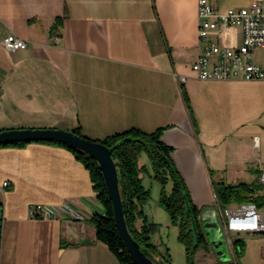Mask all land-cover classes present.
Instances as JSON below:
<instances>
[{"label": "crops", "instance_id": "1", "mask_svg": "<svg viewBox=\"0 0 264 264\" xmlns=\"http://www.w3.org/2000/svg\"><path fill=\"white\" fill-rule=\"evenodd\" d=\"M198 3L0 0V132L53 128L104 140L165 128L201 212L213 208L214 180L251 184L264 168V81L196 78ZM10 34L28 48L6 49ZM96 195L90 171L66 148L0 147V264H121L96 238L91 218L104 212ZM33 205H69L86 219L31 218ZM209 247L208 261L219 260Z\"/></svg>", "mask_w": 264, "mask_h": 264}, {"label": "trees", "instance_id": "2", "mask_svg": "<svg viewBox=\"0 0 264 264\" xmlns=\"http://www.w3.org/2000/svg\"><path fill=\"white\" fill-rule=\"evenodd\" d=\"M184 96L189 109H191L185 92ZM164 130L165 128H159L156 132L146 133L133 128L109 136L104 140L93 141L114 149L113 158L119 172L127 227L145 254L157 264H173L170 253L168 251L166 255L160 253L158 247L152 243V236L158 231L159 226L150 222L143 211L144 204L151 196L150 190L144 186V178L149 174L162 185L160 204L168 212L171 223L179 227V241L186 247L188 255L186 264H194L193 255L199 249L209 251L210 245L200 219L202 212L193 203L190 192L172 160L173 148L162 140ZM74 133L90 139L82 135L79 130ZM39 143L68 149L90 171L96 197L104 209L103 213H96L91 218V223L96 229V238L108 246L121 264H135L117 228L113 203L98 162L89 154L63 143ZM27 144L29 143H15L0 145V147H22ZM143 159L145 163L142 162ZM211 174L213 176L212 172ZM216 182L218 186L215 185ZM213 183L217 199L222 206L254 203L260 209L264 208V194H259L251 184H227L223 180H214ZM168 184H171L170 191H167L166 188ZM139 221H141L140 226L138 225ZM236 245H238V257L243 248L240 240Z\"/></svg>", "mask_w": 264, "mask_h": 264}, {"label": "built area", "instance_id": "3", "mask_svg": "<svg viewBox=\"0 0 264 264\" xmlns=\"http://www.w3.org/2000/svg\"><path fill=\"white\" fill-rule=\"evenodd\" d=\"M241 30V44L235 46L231 33ZM217 33L219 37H214ZM198 40L200 53L192 69L201 81H264V0H252L249 7L231 8L226 11L217 9L211 0H199L198 3ZM3 46L9 51L25 50L29 44L15 34L3 40ZM262 51L261 62L256 52ZM187 81L180 76V82ZM259 148L258 138L254 141ZM260 184L264 187V168H260ZM9 184L5 183L7 187ZM216 213L220 226L228 236L229 245L237 259V241L232 236L257 235L264 233V214L254 203L223 206L217 202ZM31 218H60L82 221L86 217L69 205L46 208L33 205L29 209ZM233 264H237L234 261Z\"/></svg>", "mask_w": 264, "mask_h": 264}, {"label": "water", "instance_id": "4", "mask_svg": "<svg viewBox=\"0 0 264 264\" xmlns=\"http://www.w3.org/2000/svg\"><path fill=\"white\" fill-rule=\"evenodd\" d=\"M130 140V139H129ZM31 142H59L92 156L99 164L105 184L113 203L114 216L120 236L135 264H157L150 259L140 244L131 235L124 215L121 197L119 172L113 158L114 149L90 139L83 138L74 131L60 129H21L0 132V145ZM204 234L217 258L221 261H231L216 209L205 210L200 216ZM90 239L81 243H89Z\"/></svg>", "mask_w": 264, "mask_h": 264}, {"label": "rangeland", "instance_id": "5", "mask_svg": "<svg viewBox=\"0 0 264 264\" xmlns=\"http://www.w3.org/2000/svg\"><path fill=\"white\" fill-rule=\"evenodd\" d=\"M218 1L222 8L249 7L252 3V0H223L224 2L220 0ZM231 33L235 38L234 45L239 46L242 40L241 30L234 29ZM212 35L214 37H219L217 33H212ZM256 57L257 61L261 62V50H258L256 52ZM257 107V103L253 102V109H256ZM236 108V112H238V110L240 109L238 107ZM250 180L252 181L251 185L257 190V192L259 194H264V187L260 184V176L257 173L252 172ZM215 185L218 186L217 182ZM144 186L150 190L151 196L149 200L144 204L143 211L150 222L158 224L159 226L158 231L152 236V243H154L158 247L160 253L166 255L168 251L171 255L173 264H186L188 255L186 253V247L179 241V227L171 223L168 212L160 204V194L162 191L161 183L148 174L145 177ZM166 188L167 191H170L171 184H168ZM215 195L213 199V208L218 209V199L216 200L217 196ZM226 207L227 206L223 205L224 210L226 209ZM261 212L262 214H264V208L261 209ZM220 227L222 237L225 239L226 247L228 253L230 254L231 261L216 260L215 262L210 263L207 259L208 257L206 256L207 251L204 249H199L193 255L194 264H233L234 261L237 262V264H264V233L257 235H244L242 237L233 235L231 237L232 240H240L243 248L236 259L234 258V255L230 248L228 236L225 232V229L222 225Z\"/></svg>", "mask_w": 264, "mask_h": 264}, {"label": "bare ground", "instance_id": "6", "mask_svg": "<svg viewBox=\"0 0 264 264\" xmlns=\"http://www.w3.org/2000/svg\"><path fill=\"white\" fill-rule=\"evenodd\" d=\"M194 63V62H193Z\"/></svg>", "mask_w": 264, "mask_h": 264}]
</instances>
